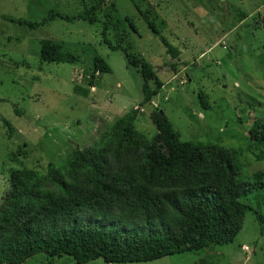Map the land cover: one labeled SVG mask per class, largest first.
Here are the masks:
<instances>
[{
  "label": "rangeland",
  "instance_id": "374dc122",
  "mask_svg": "<svg viewBox=\"0 0 264 264\" xmlns=\"http://www.w3.org/2000/svg\"><path fill=\"white\" fill-rule=\"evenodd\" d=\"M133 1H145L155 12L161 36L149 30L131 0H0V202L12 171L45 174L50 164L89 147L133 111L134 128L148 141L157 133L149 114L161 110L181 141L235 149L244 171H264V159L256 157L248 135L252 122L264 118V0H226L248 15L246 21L230 4L224 10L220 0ZM93 5L99 7L97 23L56 18L32 29L10 20L41 21L51 10L76 16ZM104 23L107 39L115 44L126 34L132 52L162 82L150 103L141 104L140 73L127 65L121 51L103 43ZM222 31L226 49L217 42ZM162 38L181 52V61L166 55ZM44 39L62 43L77 61L41 62L39 44ZM88 47L111 69L95 77L94 87H87ZM76 85L87 87L88 94H76ZM201 95L209 109L200 105ZM23 264L77 263L69 256L51 259L40 253ZM86 264L108 263L96 259ZM127 264H264V228L260 232L249 212L227 245Z\"/></svg>",
  "mask_w": 264,
  "mask_h": 264
},
{
  "label": "trees",
  "instance_id": "16d2710c",
  "mask_svg": "<svg viewBox=\"0 0 264 264\" xmlns=\"http://www.w3.org/2000/svg\"><path fill=\"white\" fill-rule=\"evenodd\" d=\"M131 1L149 30L161 36L150 6ZM98 10L93 5L76 16L51 10L41 21L10 20L32 29L56 18L97 23ZM237 16L246 18L241 11ZM107 32L104 23L103 43L121 51L127 65L140 73L141 104L150 103L162 87L153 67L132 52L126 34L112 44ZM162 42L166 55L178 60L179 50ZM88 51L87 87H94L95 77L111 69L95 50ZM39 58L74 64L78 57L62 43L44 39ZM87 87L76 85L74 92L86 96ZM200 105L209 109L202 95ZM136 116L133 111L121 117L95 143L50 164L45 174L11 172L0 202V264H23L40 253L51 259L69 256L77 264L96 259L127 264L198 252L231 243L249 212L263 231L264 171H244L235 149L181 141L161 110L149 114L157 133L148 141L134 128ZM4 123L10 131L9 122ZM248 135L256 157L264 159V118L252 122Z\"/></svg>",
  "mask_w": 264,
  "mask_h": 264
},
{
  "label": "crops",
  "instance_id": "0c3cea01",
  "mask_svg": "<svg viewBox=\"0 0 264 264\" xmlns=\"http://www.w3.org/2000/svg\"><path fill=\"white\" fill-rule=\"evenodd\" d=\"M229 4L231 5L230 7L237 8L239 11L243 12V13L246 15V18L244 19V21H246L248 15H247L244 11H242L241 9H239L238 7H236L235 5H233V4L229 3V2H227V6H228V7H229ZM223 9H224V8H223ZM224 10H225V9H224ZM222 33H223V31H222ZM222 33H221V35H220V38H221L223 35H225L224 33H223V34H222ZM220 38H218V40H219ZM218 40H217V42H218ZM217 42H216V43H217ZM180 55H181V52L179 51V56H180ZM179 61H181L180 58H179Z\"/></svg>",
  "mask_w": 264,
  "mask_h": 264
},
{
  "label": "built area",
  "instance_id": "2783aa9c",
  "mask_svg": "<svg viewBox=\"0 0 264 264\" xmlns=\"http://www.w3.org/2000/svg\"><path fill=\"white\" fill-rule=\"evenodd\" d=\"M225 43H226V35H223V36L218 40V44L221 45L223 49H226ZM181 83L183 84L184 81H181Z\"/></svg>",
  "mask_w": 264,
  "mask_h": 264
},
{
  "label": "water",
  "instance_id": "95a60500",
  "mask_svg": "<svg viewBox=\"0 0 264 264\" xmlns=\"http://www.w3.org/2000/svg\"><path fill=\"white\" fill-rule=\"evenodd\" d=\"M222 3L223 8L226 10L227 9V1L226 0H220Z\"/></svg>",
  "mask_w": 264,
  "mask_h": 264
}]
</instances>
